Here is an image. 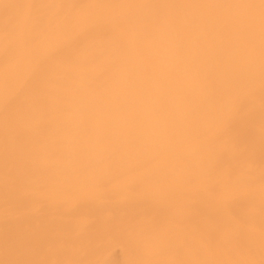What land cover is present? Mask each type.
<instances>
[{
  "label": "bare ground",
  "instance_id": "6f19581e",
  "mask_svg": "<svg viewBox=\"0 0 264 264\" xmlns=\"http://www.w3.org/2000/svg\"><path fill=\"white\" fill-rule=\"evenodd\" d=\"M0 264H264V0H0Z\"/></svg>",
  "mask_w": 264,
  "mask_h": 264
}]
</instances>
